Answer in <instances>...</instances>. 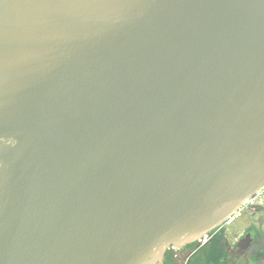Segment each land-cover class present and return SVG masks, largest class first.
Wrapping results in <instances>:
<instances>
[{
    "label": "water",
    "instance_id": "95a60500",
    "mask_svg": "<svg viewBox=\"0 0 264 264\" xmlns=\"http://www.w3.org/2000/svg\"><path fill=\"white\" fill-rule=\"evenodd\" d=\"M264 189V0H0V264H163Z\"/></svg>",
    "mask_w": 264,
    "mask_h": 264
},
{
    "label": "flooded vegetation",
    "instance_id": "af4514ba",
    "mask_svg": "<svg viewBox=\"0 0 264 264\" xmlns=\"http://www.w3.org/2000/svg\"><path fill=\"white\" fill-rule=\"evenodd\" d=\"M205 244L202 250L197 242L170 249L163 264H210L218 249L225 254V264H264V205L253 212L242 210L232 225L212 231Z\"/></svg>",
    "mask_w": 264,
    "mask_h": 264
},
{
    "label": "built area",
    "instance_id": "2783aa9c",
    "mask_svg": "<svg viewBox=\"0 0 264 264\" xmlns=\"http://www.w3.org/2000/svg\"><path fill=\"white\" fill-rule=\"evenodd\" d=\"M257 205H264V189L261 190L256 195L247 199L240 207V209L237 212L233 213L230 217H228V219L221 226L232 225L235 219L242 213V210L247 209L248 211L253 212ZM209 238H210V234L206 233L205 235L197 239L196 242L198 245H203L205 242H207V240H209Z\"/></svg>",
    "mask_w": 264,
    "mask_h": 264
},
{
    "label": "trees",
    "instance_id": "16d2710c",
    "mask_svg": "<svg viewBox=\"0 0 264 264\" xmlns=\"http://www.w3.org/2000/svg\"><path fill=\"white\" fill-rule=\"evenodd\" d=\"M208 244V243H207ZM206 245V244H205ZM205 245H203L201 248H200V250H202L203 249V247L205 246ZM212 250H217V249H215L214 247L213 248H211ZM207 250V249H206ZM205 250V251H206ZM211 252V251H210ZM225 254H224V252H222V249L220 250V249H218L217 250V252H216V254H215V256L212 258V257H210V259L212 258V260H211V262H210V264H225L224 263V259H225V256H224Z\"/></svg>",
    "mask_w": 264,
    "mask_h": 264
},
{
    "label": "bare ground",
    "instance_id": "6f19581e",
    "mask_svg": "<svg viewBox=\"0 0 264 264\" xmlns=\"http://www.w3.org/2000/svg\"><path fill=\"white\" fill-rule=\"evenodd\" d=\"M220 227H221V226H220ZM218 228H219V227H218ZM215 230H216V229H215ZM213 231H214V230H213ZM211 232H212V231H211ZM211 232H209V233H207V234H210ZM209 239H210V238H209ZM207 241H208V240H207ZM194 242H196V241H194ZM205 243H206V242H205ZM205 243H204V244H205Z\"/></svg>",
    "mask_w": 264,
    "mask_h": 264
}]
</instances>
